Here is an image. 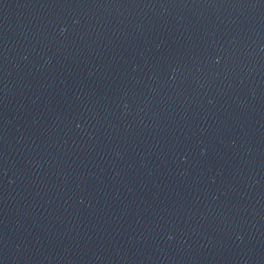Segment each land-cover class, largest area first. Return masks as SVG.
Masks as SVG:
<instances>
[{
    "label": "water",
    "instance_id": "water-1",
    "mask_svg": "<svg viewBox=\"0 0 264 264\" xmlns=\"http://www.w3.org/2000/svg\"><path fill=\"white\" fill-rule=\"evenodd\" d=\"M0 264H264V0H0Z\"/></svg>",
    "mask_w": 264,
    "mask_h": 264
}]
</instances>
